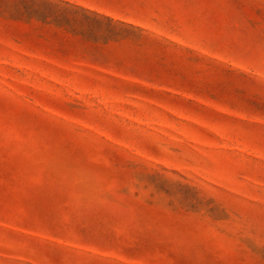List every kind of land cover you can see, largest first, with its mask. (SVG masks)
Wrapping results in <instances>:
<instances>
[{"label": "rangeland", "instance_id": "1", "mask_svg": "<svg viewBox=\"0 0 264 264\" xmlns=\"http://www.w3.org/2000/svg\"><path fill=\"white\" fill-rule=\"evenodd\" d=\"M0 264H264V0H0Z\"/></svg>", "mask_w": 264, "mask_h": 264}]
</instances>
